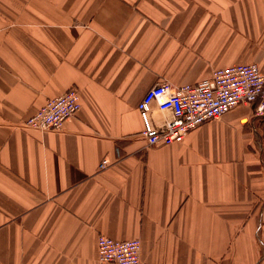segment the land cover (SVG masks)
Instances as JSON below:
<instances>
[{
    "label": "crops",
    "instance_id": "0c3cea01",
    "mask_svg": "<svg viewBox=\"0 0 264 264\" xmlns=\"http://www.w3.org/2000/svg\"><path fill=\"white\" fill-rule=\"evenodd\" d=\"M242 62L264 75V0H0V264H114L99 234L139 238L141 264H264L255 104L151 147L137 109ZM72 87L61 129L20 126Z\"/></svg>",
    "mask_w": 264,
    "mask_h": 264
},
{
    "label": "built area",
    "instance_id": "2783aa9c",
    "mask_svg": "<svg viewBox=\"0 0 264 264\" xmlns=\"http://www.w3.org/2000/svg\"><path fill=\"white\" fill-rule=\"evenodd\" d=\"M157 104L170 116L156 127L150 119L152 104ZM238 104H255L253 114L263 119L264 75L254 63H237L213 69L210 78L194 84H173L168 80L151 86L137 103L142 121L141 135L147 147L182 142L199 124L217 119ZM81 107L80 93L69 88L63 94L49 98L36 112L25 118L23 129L56 131ZM109 164L101 160L99 168ZM251 200L264 207V186L250 187ZM97 259L114 264H141L139 238L114 239L99 234L96 240Z\"/></svg>",
    "mask_w": 264,
    "mask_h": 264
}]
</instances>
